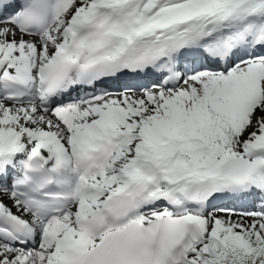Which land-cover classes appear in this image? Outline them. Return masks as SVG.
I'll list each match as a JSON object with an SVG mask.
<instances>
[{
  "label": "snow or ice",
  "instance_id": "1",
  "mask_svg": "<svg viewBox=\"0 0 264 264\" xmlns=\"http://www.w3.org/2000/svg\"><path fill=\"white\" fill-rule=\"evenodd\" d=\"M0 264H264V0H0Z\"/></svg>",
  "mask_w": 264,
  "mask_h": 264
}]
</instances>
